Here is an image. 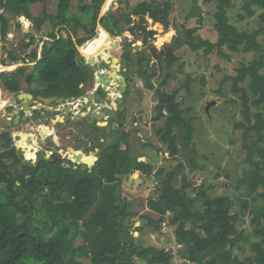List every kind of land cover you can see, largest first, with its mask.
Returning a JSON list of instances; mask_svg holds the SVG:
<instances>
[{
  "label": "trees",
  "instance_id": "16d2710c",
  "mask_svg": "<svg viewBox=\"0 0 264 264\" xmlns=\"http://www.w3.org/2000/svg\"><path fill=\"white\" fill-rule=\"evenodd\" d=\"M38 1L45 0H0V8L12 11L14 17L25 16L33 20V29H29L26 37L15 45L9 38L11 19L5 13H0V36L12 46L2 59L3 65L11 62L8 65L11 66L28 58L31 62L36 61L38 48L44 40L39 34L49 22L52 29L50 39L44 44L43 58L38 61L35 70L27 75L28 83L37 81L50 85L59 80L58 85H50L55 92H61L65 97L80 96L81 83L89 81L92 74L90 67L80 57L73 36L79 29L90 34L89 37L77 39L78 46L96 37L95 30L105 0H80L81 4L77 6L73 5L72 0H59L57 13L44 11L43 16L34 17L31 6ZM121 1L125 5L121 8L123 12L128 10L124 18L118 17L114 10L102 18L103 26L113 37L124 30L133 36L143 31L148 35L144 16L149 13L156 19L162 9L168 14L173 7L171 1L163 8L154 0L143 1L131 8L129 0ZM198 1L194 0L195 8L186 15V21L200 11ZM205 2L215 3L217 41L202 38L197 33L198 27H194L189 29V33L187 30L188 45L194 51L204 48L207 56L215 50L220 57L227 59L231 58V53L253 55L250 61L241 62L236 75H228L224 81L232 82L231 91L239 96L246 118V122L237 126L245 129L243 148L247 151L248 166L243 169L236 187L245 189L248 196H253L254 202L247 204L235 189H226L219 195L209 191L211 185L206 182L194 187L188 177H183L182 184L177 186V167L168 172L161 169L157 173L160 189L148 202L159 218H150L148 223L159 231L171 214L169 223L176 225L177 243L182 246L183 262L180 264H264V43L260 39L264 36V11L260 14L262 26L241 30L229 18V10L236 4L234 0ZM75 8L77 13H74ZM258 8L264 9V0H243L242 11L238 14L240 21L256 15ZM86 15L87 18H84ZM204 20L200 15L199 22L203 23ZM123 22L128 25L126 29ZM166 24H169L168 21ZM18 26L23 30L21 21H18ZM155 27L161 34L165 32L160 23ZM57 28L59 33L56 32ZM62 31H66L67 36H59ZM126 40L128 49L131 46L127 54L128 72L129 65L135 69L131 77L127 76L129 87L125 101L136 85L135 77L143 80L144 76L152 73L146 79V84L154 89L155 84L151 79L158 74L150 70L152 55L134 45L137 39L132 42L128 38ZM180 40L182 38L176 39L175 43ZM152 51L157 60L167 63L169 68L156 88V114L152 118L155 122L164 119L163 125L156 129L158 139L176 158L181 147L193 146L195 135L193 117L186 114L190 109L183 108L182 101H179L182 88L172 91L165 89L176 77L177 72L172 68L180 58L171 48L162 55L157 54L156 49ZM25 74L24 66L12 73L3 70L0 72V82L11 92H17L20 78ZM254 107L256 113L253 112ZM126 114L127 109L119 113L123 124L113 129L119 134L118 140H106L99 144L98 159L92 167L72 158L64 159L58 154L29 167L16 149L2 150L9 148V144L0 143V264H84L83 257L90 258L92 264H176L175 255L170 250L145 246L135 236L134 231L140 232L143 228L133 230L129 224V220L138 214L132 209L131 202L120 199V203L115 204L116 188L121 186L126 175L141 172L151 177L154 172L150 163L141 160L143 155L134 152L133 134L125 129ZM148 116L141 110L136 119L145 122ZM136 119L132 114L131 122L136 123ZM183 130L184 141L180 143L179 133ZM148 144L152 143L144 144V148ZM22 156L32 163L40 157L38 153L30 159L23 153ZM48 188L49 194H46ZM247 214L252 215L249 231L239 228ZM77 238L83 239L82 245H76Z\"/></svg>",
  "mask_w": 264,
  "mask_h": 264
},
{
  "label": "rangeland",
  "instance_id": "374dc122",
  "mask_svg": "<svg viewBox=\"0 0 264 264\" xmlns=\"http://www.w3.org/2000/svg\"><path fill=\"white\" fill-rule=\"evenodd\" d=\"M90 1L91 0H89V2ZM117 1L123 4L121 0ZM143 1L154 0H129V4L131 8H134ZM155 1L158 4H162L163 8L166 7L168 1H171L173 7L168 14H166L165 9H162L160 13H157L158 16L156 19L146 14L144 19H149V24H147V31L149 34L147 35L145 31H143L142 34L134 36V39L136 38L139 40V38H141L143 40V43L137 44L141 46L139 49L144 48L143 51H146L148 55H152L153 64L150 70L153 72L156 71V73L158 72L157 76L151 79L155 87L151 89L147 87L146 84V79L152 76V73L144 76L143 80L135 77L136 81L139 83V87L136 82L134 89L128 96L131 103H134L133 117L135 119L140 116L141 110H144L146 115L149 116L145 122H140V120L136 119L137 124L131 122L127 128L129 132H132L134 137L132 144L134 152L143 155L144 157H142L143 159L141 160L150 163L154 168V172L151 177L141 172L126 175L122 180L121 186L116 188L115 204H119L120 199H126L131 202L132 209L138 212V214L129 220V224L132 225L133 230L137 227L143 228V231H134L135 236L142 240L145 246L152 245L170 250L175 255V263L180 264L183 262V256L180 252L182 246L177 243L176 225H171L169 223L172 217L171 214H169L168 219L163 222L162 229L159 231L155 230V228L148 223L150 218L154 220L159 218V216L150 209L148 204L149 200L156 196V192L160 189V179L157 177V173L161 169L168 172L177 167L178 176L175 180L177 186L182 184L183 177H188L187 179L193 181L194 187H199L203 182H206L207 185H211L209 191L219 195H222L226 189H235L243 199H246L247 204L249 203L250 205L254 202L253 196H248L245 189L236 187L239 178L242 177L243 169L248 166L246 163L247 151L243 148V134L245 129L237 126L238 123L246 122V118L242 113V105L239 96L233 94L231 91L232 82L230 80L224 81L226 76L236 75L238 67L241 66V62L250 61L253 55L252 53H231V58L227 59L225 57H220L217 50H215L207 56L204 48L194 51L188 45L187 30L189 33V29L194 27H198L197 33L202 38L209 39L213 42L217 41L218 34L214 29L215 3L199 0L198 4L200 5V11H197L195 16L186 21V15L192 13L193 8H195L194 0ZM234 1L236 3L235 7L229 10V18L232 24L236 25L241 30L257 29L263 25L260 14L263 13L264 9L258 8L256 10V15L244 21H240L238 14L242 11L243 0ZM72 2L75 6L81 4L80 0H72ZM58 4L59 0L38 1V3L31 6V12L34 17L43 16L44 11L55 14L58 12ZM121 8L124 7L118 5L117 8H115L112 6V10L116 11L118 17L124 18L128 10H124L123 12ZM77 12L78 10L75 8L74 13ZM0 13H5L7 17L11 19V33L9 35L11 43L16 45L21 42L22 39L26 37L23 36V30L18 26V21H20L22 17H14L12 11L1 8ZM200 15L205 19L203 23L199 22ZM84 18H87V15L84 16ZM133 18L138 19L137 16H133ZM166 21H168L169 24H166ZM157 23H160L164 28L165 32L163 34L156 29L155 26ZM122 24L126 29L128 25L124 22ZM24 27L33 29V20L30 19L25 21ZM50 27L49 22H47L43 26L42 32L45 33L52 30ZM82 31L83 30L80 32ZM127 32L128 31H126V33ZM81 34L84 35V33ZM86 35L87 33L84 36ZM129 35L130 32H128V37ZM89 36L90 34L87 35V37ZM101 36L102 33L100 31L98 37L91 41H87L82 47L86 48L90 45H92V47L95 46L99 43L98 40ZM179 38H182V40L175 43V40ZM126 39L127 37L123 38V40ZM260 39L264 43V36H261ZM168 48H171L180 60H178L172 68L177 72L175 74V79H171L170 85L165 89L172 91L174 88H182L179 94V101H182L183 108L190 109L186 114L187 116L193 117L195 127V135L192 139L195 151H193L192 145L188 148L181 147L176 158L170 153L168 148H166L167 146L160 143L158 139L156 129L163 125L165 122L164 119L155 122L152 118V116L156 114V88L160 85L166 73L169 72L167 63L163 64L158 61L153 55L152 50L156 49L157 54L162 55L167 52ZM10 49H12V46L0 36V57ZM129 49H131L130 45ZM227 52L230 53V51ZM161 65L163 66L162 68H160ZM14 68L13 66L11 69ZM129 69H131L133 73L135 68L129 65ZM73 101L75 102V100ZM256 111L254 107L253 112L256 113ZM114 123L115 120L111 119L109 124L111 128H107L109 129L108 138L111 139V141L118 140L119 138V134L113 131V129L117 127ZM120 124L121 123L118 124V127ZM107 129H105V131ZM184 134L185 130L180 131V143L184 141ZM148 142L152 144H148L147 147L144 148V144ZM30 148L31 147L27 148V150L24 148L21 149V152L29 159L30 157L34 158L37 154V152H31ZM63 152L61 151L59 154L62 155ZM68 155H71V153H68ZM179 163L182 164V167ZM63 165L67 166L65 163H63ZM89 167H92V165ZM18 189L25 192L20 186H18ZM45 193L49 194V188L45 190ZM251 217V214H247L245 222L241 223L239 228L249 231L251 227ZM30 228H32V226H30ZM82 244L83 239L77 238L76 245L79 246ZM247 253H250V247H248ZM82 260L84 264H92L88 257H83Z\"/></svg>",
  "mask_w": 264,
  "mask_h": 264
},
{
  "label": "water",
  "instance_id": "95a60500",
  "mask_svg": "<svg viewBox=\"0 0 264 264\" xmlns=\"http://www.w3.org/2000/svg\"><path fill=\"white\" fill-rule=\"evenodd\" d=\"M112 4H114L115 8H117L118 5L124 7V4H121L120 1H114V3L112 1L111 5ZM111 5L109 6L111 7ZM106 6L107 2L102 6L100 18H103L106 11L110 9L109 6L108 8H106ZM137 17L140 19L139 16ZM100 26L106 30L101 23ZM106 31L110 38L113 39L111 40L112 42L110 45L108 47H100L94 54L87 58L81 53L78 46L79 41L74 37V41L79 49L80 57L83 59L84 64L90 67L89 70L92 74L89 81L81 83L80 87L82 90L80 96L72 97V99H68L65 96L46 98L42 96L35 97L33 93H20L16 99L18 104L11 103L4 107L1 112L0 143H12L20 140V135L13 133L12 129L25 122H32L37 126L43 123L45 129L43 128L44 130H39L40 136H46L49 128L52 127V125L54 126L55 123L60 120L65 123L66 120L69 119V121L74 123H88L89 125L97 122V124L102 127L108 126L110 119L115 120L114 124L117 123L116 120L118 114L126 111L124 96L129 87L127 77V54L129 49L127 43L123 40V37H127L128 35L125 33L122 37L115 38L108 30ZM108 51L110 54L106 55ZM116 90L119 91L120 96L115 100L112 92L114 93ZM73 100H79L81 102L80 108L82 113L79 116H76V118H71V115H73L71 101ZM113 101H116L119 105L118 108L115 109ZM52 103H55L54 107L52 106ZM61 110H65L67 115L66 118L61 119L60 117H57L56 113ZM48 115H53L54 118L51 119ZM50 123H52V125ZM28 139L33 147L31 150L34 151L36 144L34 143L33 136H28ZM89 148L90 146L86 145L82 150L77 151L72 155H66L65 159H69L71 156V158L78 163L93 165L100 149L97 148L93 150L89 157H85L84 151ZM36 150L38 149L36 148ZM46 154V151H40V153H38V156H40L39 160L35 163L29 162L27 158H23L22 152H20V157L25 160L27 166L34 167L46 160Z\"/></svg>",
  "mask_w": 264,
  "mask_h": 264
},
{
  "label": "crops",
  "instance_id": "0c3cea01",
  "mask_svg": "<svg viewBox=\"0 0 264 264\" xmlns=\"http://www.w3.org/2000/svg\"><path fill=\"white\" fill-rule=\"evenodd\" d=\"M114 1H117V0H113V3H114ZM106 2H108V0H105L104 4ZM112 6L114 7V4H112L111 7L109 6L110 9L108 11H106L104 16L110 10H112ZM148 15L152 18V16L149 13H148ZM27 20H30V19H27L25 16H23V19L21 20V22H23V24H25V21H27ZM137 20H139V18ZM145 20L147 21V24H149V21H148L149 19L146 18ZM100 23L102 24V18L99 19L98 25H97L96 30H95L96 31V37H98L100 29H101ZM81 30H83V31L80 32ZM28 31H29L28 27H24L23 28V34H24L23 36H25V34ZM126 31L127 30H124L120 35L114 36V37L115 38L122 37L126 33ZM50 32H52V30L45 32V33L41 32V34H39V37H41V35H42L44 40L41 41L40 46L38 48V59L36 61L31 62L28 60L29 59L28 58L27 61H25V62H19L18 64L11 65V66L15 67L14 69L7 70L9 73H12V72H15L21 66L25 67V73L26 74H25V76H22L20 78L19 90L17 92H11L10 90H8L4 86V84L2 82H0V89L2 91V94H0V119L2 118L1 112H2L4 107H6L7 105H9L11 103H15L16 105L18 104V101L16 99L18 98L20 93H23V92L33 93L35 95V97L42 96V97H46V98L65 96V95H62L61 92L58 93L52 89V86L58 85L60 83L59 80H57L56 83L53 82L54 85L50 84L52 86L46 85V84H39V82H37V81L32 82L31 84L28 83V76L27 75H29L30 73H32L35 70V66L37 65L38 61L43 58V56H44V53H43L44 44L47 40L50 39V37H49ZM56 32L59 33V28H57ZM128 32L126 33V35H128ZM81 33H84V35H85L87 32L84 29H79L78 33L76 35L74 34L73 37H75L79 40L80 38H86L87 35L89 34V33H87V35L84 36ZM61 35L66 36L67 33L65 31H63L61 34H59V36H61ZM131 35L132 34L130 32L129 36H131ZM123 38H126V36H124ZM111 40H113V39H111ZM124 41H126V40H124ZM98 42L99 43L97 44V47L95 46V52L100 48V46L102 44L101 41H98ZM141 43H143V40L141 38H139V40H137V44H141ZM90 46L92 47V45H90ZM80 47H82V46H79V48ZM86 48H89V46ZM92 48H94V47H92ZM78 51H79V49H78ZM4 55H6V52L0 57V65L3 64L2 59L4 58ZM10 63L11 62H8V64L4 65V66L10 65ZM13 63L14 62H12V64ZM11 66H9V67H11ZM131 75H132V72L130 69V72H128L127 76L131 77ZM137 86L139 87L138 81H137ZM36 92H39V93L37 94ZM67 98L72 99V97H67ZM125 102H127L126 103L127 114L125 117L127 127L125 129H126V131H128L127 128L131 123L132 114L134 112V108H133L134 103H131V100L128 99V97H127V100ZM52 106L54 107L55 103H52ZM56 114H57V117H60L61 119L67 117L65 110L58 111ZM48 117L49 118L51 117V119L54 118L53 115L52 116L48 115ZM72 117L76 118V116H74V114L71 115V118ZM116 122L117 123L115 125H117V126L119 123H121L120 127L123 124V121H121V119L119 118V115H118ZM50 124L52 125V123H50ZM91 125H93V126L96 125V126L92 129ZM109 127L110 126H108V127L99 126L97 124V122H94L93 124L89 125L88 123H85V124L80 123V122L74 123V122L69 121V119H67L65 123L62 120H60L57 123H55L54 126L52 125V127H50L49 130L47 131L46 136H40L39 130L43 129V128L45 129V126L43 125V123L41 125L37 126V125H34L32 122H29V123L25 122L19 126L13 127V129H12L13 133H15L16 135H20L21 139L15 141V142H12V143H8L9 148L2 149V150H10V149L14 148L20 154L22 148L27 150V148L31 147L30 149H32L33 147H32V145L28 139V136H33L34 143L36 144L35 147L38 150H36V148H35V150L34 151L31 150V152L40 153V151H42V152L46 151L47 152V154H46L47 159L49 158V153L52 152L53 150L55 152H59V153L61 151L62 152L64 151L62 153V155H63V158H65L66 155H68V153L69 154L71 153V155H72L73 153H76L77 151L82 150V148L85 147L86 145L87 146L89 145L90 148L85 150L84 154L86 155V157H89V155L91 154V152L93 150H95L97 148L101 149V147L99 145L100 143H102L106 140H109V141L111 140L108 138L109 137V135H108L109 129H107V128H109ZM99 128H101V129H99ZM105 129H107V130L105 131ZM98 139H100V140H98ZM70 158H71V156H70ZM141 159H143V158L141 157Z\"/></svg>",
  "mask_w": 264,
  "mask_h": 264
},
{
  "label": "bare ground",
  "instance_id": "6f19581e",
  "mask_svg": "<svg viewBox=\"0 0 264 264\" xmlns=\"http://www.w3.org/2000/svg\"><path fill=\"white\" fill-rule=\"evenodd\" d=\"M112 1L113 0H108L106 8H108V6L111 5ZM100 30L102 31V35H103L98 40V41H101V43H102L100 47H108L110 45V43L112 42L111 38L105 29L101 28ZM80 50H81V53L84 55L85 58H87L88 56H91L92 54L95 53V49L92 48L91 46H89V48L80 47ZM109 54H110V52L108 51V53H106V55H109ZM12 67L13 66L9 67V66L0 65V70L1 69L2 70H10Z\"/></svg>",
  "mask_w": 264,
  "mask_h": 264
},
{
  "label": "built area",
  "instance_id": "2783aa9c",
  "mask_svg": "<svg viewBox=\"0 0 264 264\" xmlns=\"http://www.w3.org/2000/svg\"><path fill=\"white\" fill-rule=\"evenodd\" d=\"M129 37L130 38H128V41L132 42V40L134 39V36L131 35ZM134 43H135L134 45L137 44V42H134ZM2 71L3 70L1 69L0 72H2ZM112 95L114 96V98L116 100L120 96V93H119V91L116 90L114 93L112 92ZM80 103L81 102L79 100L75 101V102L74 101L71 102V108H72V111H73L75 116H79L82 113L81 108H80V106H81ZM113 104H114L115 109L119 107V105L116 103V101H113Z\"/></svg>",
  "mask_w": 264,
  "mask_h": 264
},
{
  "label": "flooded vegetation",
  "instance_id": "af4514ba",
  "mask_svg": "<svg viewBox=\"0 0 264 264\" xmlns=\"http://www.w3.org/2000/svg\"><path fill=\"white\" fill-rule=\"evenodd\" d=\"M0 94H2V91H0ZM37 112H39V111H37ZM119 115V114H118ZM110 121H111V119L109 120V124H110ZM109 124H108V126H109ZM96 125H91V127H92V129L95 127ZM108 126H106V127H108ZM99 129H101V128H99ZM91 131V130H90ZM101 137V136H100ZM98 140H100V139H98ZM19 154V153H18ZM55 154H58V155H60L59 154V152H55L54 150L52 151V152H50L49 153V158L50 157H52L53 155H55ZM19 156H20V154H19ZM61 157H62V155H61ZM85 157H86V155H85ZM97 157V156H96ZM21 158V157H20ZM47 159V158H46ZM65 159V158H64Z\"/></svg>",
  "mask_w": 264,
  "mask_h": 264
},
{
  "label": "clouds",
  "instance_id": "9594fccd",
  "mask_svg": "<svg viewBox=\"0 0 264 264\" xmlns=\"http://www.w3.org/2000/svg\"><path fill=\"white\" fill-rule=\"evenodd\" d=\"M21 17H22V18L20 19V21L23 19V16H21ZM22 23H23V22H22ZM127 38H129V37L127 36ZM126 41H127V40H126ZM126 41H125V42H126ZM1 65H3V64H1ZM3 66H4V65H3ZM96 158H97V157H96Z\"/></svg>",
  "mask_w": 264,
  "mask_h": 264
}]
</instances>
